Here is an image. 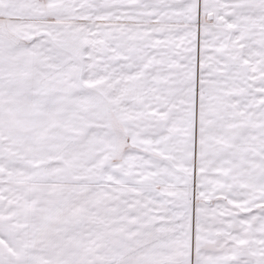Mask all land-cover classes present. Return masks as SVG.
I'll list each match as a JSON object with an SVG mask.
<instances>
[{
    "label": "snow or ice",
    "instance_id": "obj_1",
    "mask_svg": "<svg viewBox=\"0 0 264 264\" xmlns=\"http://www.w3.org/2000/svg\"><path fill=\"white\" fill-rule=\"evenodd\" d=\"M0 264H264V0H0Z\"/></svg>",
    "mask_w": 264,
    "mask_h": 264
}]
</instances>
